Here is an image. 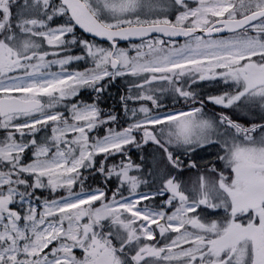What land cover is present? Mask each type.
Returning a JSON list of instances; mask_svg holds the SVG:
<instances>
[{
  "label": "snow or ice",
  "instance_id": "snow-or-ice-1",
  "mask_svg": "<svg viewBox=\"0 0 264 264\" xmlns=\"http://www.w3.org/2000/svg\"><path fill=\"white\" fill-rule=\"evenodd\" d=\"M0 264H264V0H0Z\"/></svg>",
  "mask_w": 264,
  "mask_h": 264
},
{
  "label": "flooded vegetation",
  "instance_id": "flooded-vegetation-1",
  "mask_svg": "<svg viewBox=\"0 0 264 264\" xmlns=\"http://www.w3.org/2000/svg\"><path fill=\"white\" fill-rule=\"evenodd\" d=\"M113 95H115V89H113Z\"/></svg>",
  "mask_w": 264,
  "mask_h": 264
}]
</instances>
